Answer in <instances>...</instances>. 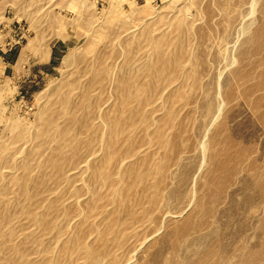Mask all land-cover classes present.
<instances>
[{"label":"rangeland","instance_id":"obj_1","mask_svg":"<svg viewBox=\"0 0 264 264\" xmlns=\"http://www.w3.org/2000/svg\"><path fill=\"white\" fill-rule=\"evenodd\" d=\"M0 264H264V0H0Z\"/></svg>","mask_w":264,"mask_h":264}]
</instances>
